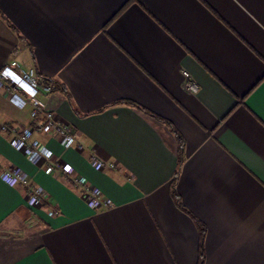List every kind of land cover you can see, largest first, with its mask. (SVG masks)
Here are the masks:
<instances>
[{
    "label": "crops",
    "instance_id": "1",
    "mask_svg": "<svg viewBox=\"0 0 264 264\" xmlns=\"http://www.w3.org/2000/svg\"><path fill=\"white\" fill-rule=\"evenodd\" d=\"M15 61L52 81L40 99L84 148L36 133L53 156L32 163L10 142L32 107L0 90V172L47 193L29 205L0 177V264H199L201 247L204 264H264V0H0V71Z\"/></svg>",
    "mask_w": 264,
    "mask_h": 264
},
{
    "label": "built area",
    "instance_id": "2",
    "mask_svg": "<svg viewBox=\"0 0 264 264\" xmlns=\"http://www.w3.org/2000/svg\"><path fill=\"white\" fill-rule=\"evenodd\" d=\"M186 76V89L191 92L197 91V86L189 79L188 73ZM4 89L9 92L10 100L18 107L22 108L27 104L32 107L31 115L34 124L22 129L13 128V136L10 141L12 146L22 151L32 163L40 164L50 161L53 156V151L35 137L36 133L50 134L59 138L65 148L73 146L79 149L84 148L73 132L72 126L49 110L40 99L42 95L51 94L54 85L52 81L40 75L36 68H23L16 61L5 66L0 71V90ZM90 153V163L94 169L117 170L116 162L98 156L92 148ZM51 167L52 169L56 168L65 178L82 188L83 197L88 206L94 209L112 207V200L106 197L99 187L92 185L85 176L78 173L74 167H63L59 162L53 163ZM0 177L10 186L24 185L28 189L29 205H38L47 196L44 187L33 185L30 174L20 167L14 166L5 169L0 172Z\"/></svg>",
    "mask_w": 264,
    "mask_h": 264
},
{
    "label": "trees",
    "instance_id": "3",
    "mask_svg": "<svg viewBox=\"0 0 264 264\" xmlns=\"http://www.w3.org/2000/svg\"><path fill=\"white\" fill-rule=\"evenodd\" d=\"M172 193H173V197H174L176 203L180 207H182V203H181V200H180V198H179V196H178V194H177V192L175 190V186L173 187ZM201 236H202V245H203V240H204V237H205V230L203 231V233L201 234ZM204 256H205V253H204L203 247H201L200 257H199V264H204Z\"/></svg>",
    "mask_w": 264,
    "mask_h": 264
}]
</instances>
